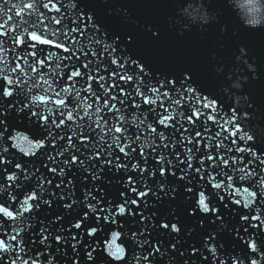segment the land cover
Here are the masks:
<instances>
[{
  "label": "water",
  "instance_id": "obj_1",
  "mask_svg": "<svg viewBox=\"0 0 264 264\" xmlns=\"http://www.w3.org/2000/svg\"><path fill=\"white\" fill-rule=\"evenodd\" d=\"M44 3L0 0V207L17 217L0 212V264H264V0H53L59 12ZM138 81L155 103L136 94ZM200 193L217 212L200 210Z\"/></svg>",
  "mask_w": 264,
  "mask_h": 264
},
{
  "label": "snow or ice",
  "instance_id": "obj_2",
  "mask_svg": "<svg viewBox=\"0 0 264 264\" xmlns=\"http://www.w3.org/2000/svg\"><path fill=\"white\" fill-rule=\"evenodd\" d=\"M6 2H7V0H6ZM34 6H35V5H34L33 3H29V4H27V5H24L23 7H26V8H28V9H33ZM13 7H15V5H13ZM43 7L46 8V9H48L49 11H55V12H59V11H60V8L57 7L55 3H53V0H47V3H44ZM16 15H17V16L22 15V11H18V12H16ZM9 19H11V17H9ZM50 22H54L55 24L59 25V24H61V18H57V17L53 16V17L51 18V21H50ZM5 23H7V22H5ZM41 23H43V18L41 19ZM0 27H3V25H0ZM45 31H47V28L45 29ZM71 31H72V32H77V31H80V30L77 29V28H73ZM52 34H53V35H56L57 33H56V32H53ZM0 35H5V33H0ZM65 35H68V33L66 32ZM29 39L32 40V41H34V42H37V43H39V44H48V45H52V46H54V47H56V48H58V49H62L64 52H69V51H70V49H69L68 47H64L62 44L54 43L53 41L48 40V39H41V37H40L39 35H37L36 32H32V33L30 34V36H29ZM13 42H14V44H15L16 46H20V45H22V44L25 43V40H24L23 37H20V38H18V39H17V38H13ZM95 42H96L97 44L100 43L99 40H97V41H95ZM28 47H32V48H34V47H35V44L28 45ZM105 51H108V49H107V45H105ZM111 51L114 52L115 50L112 49ZM28 54H29V55H32V56H35V55H36L35 52H31V53H28ZM93 54L95 55V53H93ZM73 55H74V53H73ZM68 58H70V57H68ZM46 59H47V58H46ZM39 63H40L41 65H43V64H44V61L41 60V61H39ZM113 63H117V61L113 60ZM132 63H133V64H136L135 61H132ZM117 66H118V67H122L123 65H120V64L117 63ZM85 67H88V65H85ZM17 70H19V65H17L16 68L12 69V71H17ZM33 71H35V68H33ZM140 71L143 72V68H140ZM80 75H81V73H80L79 71H74V72L71 73V76L69 77V79H72L73 77H79ZM120 78L123 79V80H125L126 82H133V77H131V76L124 75V76H121ZM185 79H187V77H185ZM45 82H46V81H45ZM7 83H8L9 85H12V84H13V81L8 80ZM140 84H142V81H138V82H136V94L139 95V96H141V98H142V100H143V103H145V104H153V103H155L154 100L147 98L146 96H144V93H143L142 91H140ZM37 86H38V85H37ZM45 91H48V89H45ZM64 91L67 93V92H70L71 90H70V89H65ZM151 91H152V93H153L154 95H156V96H159V95H160V91H159V89H157V88H153ZM2 94H3V96L8 97V96H11V95H12V92H11L10 90H8V89H4V91H3ZM57 95H59V93H57ZM163 95H164V96H167L168 94H167V93H164ZM38 99H39L41 102H46V101L44 100V97H38ZM113 99H115V97H113ZM169 99H171V98H169ZM56 103H57L58 106L62 107V106H64L65 101H64L63 99H60V100L56 101ZM121 103H123V101H121ZM173 103L179 105V104L181 103V101H180L179 99H176V100L173 101ZM106 106H107V104H106ZM203 106L206 107V108H214V105H213L212 103H206V104H204ZM137 107H138V105H137ZM113 108H115V105H112L111 108H110L109 110L111 111ZM117 111H119V110L117 109ZM166 111H167V109H166ZM200 114H201V113H196L197 116H199ZM85 115H87V112L85 113ZM37 118L39 119L40 117L38 116ZM171 118H172L171 116H167V117H165L164 119L159 120V123H160V124H163V125H165V126H169V125L167 124V121H168L169 119H171ZM210 118H211V117H210ZM43 119H44L45 122H47V117H44ZM67 119H68V120H71V119H72V116L69 114L68 117H67ZM118 119L121 120V123L124 122V120H123L122 117H119ZM189 119H191V118H189ZM52 123L55 124V126H56L57 128H59V127H61V126L64 124V120H60V122H59L58 124L56 123L55 120H53ZM141 123H144V121H141ZM149 127H150V129H151L152 132H155V131H156L155 128H151V126H149ZM110 131H114V132H116V133H123V132H124V129H123L122 127H120V126H115L114 129H110ZM236 131L238 132V131H240V129L237 128ZM232 134L235 135L236 133L233 132ZM197 135H199V133H197ZM246 138H247L248 140H251V139H252L251 136H248V137H246ZM69 139H71V138H69ZM161 139H163V136H161ZM119 140H120V137H119V136H117V137L115 138V140H114V143H117L118 146H119ZM137 140H139V137H138V136H137ZM190 142H191V141H190ZM165 146H166V145H165ZM35 147H37V148H42V147H44V144H43V142H41V143L35 145ZM130 147H131V144H127V145L121 146V147L119 148V150H120V152L124 153L125 156H127L128 153L125 152V148H130ZM132 151L134 152L135 149L132 148ZM189 151H191V150H189ZM239 151H245V149H239ZM62 154H63V153H60V155H62ZM141 155H143V151H141ZM253 155H255V154H253ZM189 159H190V158H189ZM207 159L211 160V159H213V157L209 156V157H207ZM221 159H222V161H223L225 167H227V165H228V161H227V160H223V158H221ZM162 161H163V157H161V159L158 161V163H162ZM260 162H261V163H264V159H261ZM65 163H67V161H65ZM72 163H76V157H73V158H72ZM80 163L82 164L83 161H80ZM109 163H111V161H109ZM201 163L203 164V161H201ZM233 163H235V161H233ZM19 167H20V166L17 165V168H19ZM117 167H122V165L117 164ZM134 167H136V166H134ZM189 168H191V164H190V163H189ZM51 171H56V170H55V169H51ZM196 171L199 172L200 169L198 168V169H196ZM62 173H63V169H61V174H62ZM163 174H164V173H163V170H162V171H161V175H163ZM246 175H251V173H247ZM25 178L27 179V176H25ZM97 178H98V177H97ZM242 178H245V177H242ZM7 179H8V180H15V179H16V176L13 174V175L8 176ZM214 179H215V178L213 177L212 180H214ZM227 179L229 180V186H230V184H231V177H228ZM130 182H131V181H130ZM210 182H211V181H210ZM50 183H51V181H49V184H50ZM69 183H70V181H69ZM262 183H264V181H262ZM223 186H224V185H223V184H220V183H215V184H214V187H216V188H222ZM57 187H60V185H57ZM41 188H43V184H41ZM133 191H135V188H133ZM188 191H191V189H188ZM247 191H248V190L245 189V192H247ZM138 195L141 196V197H143L144 195H147V193H139ZM248 196H250V197H252V198L254 199L255 196H256V193H254V192H248ZM36 200H38V196L36 195V193H33L32 195L26 197V198L24 199V201L22 202V211L19 213V215L22 216L24 213L30 212V211L32 210V207H33V205L30 203V201H36ZM45 203H48V202L45 201ZM131 203H132V204H136V201L133 200ZM198 203H199L200 210H201L202 212H204V213H208V212H213V213H215V212L218 211L217 209H214V208H210V207H209L208 203L206 202V197H205V195H204L203 193H200V196H199V202H198ZM237 203H239V201H237ZM251 203H252V200H248V201L245 202V205H244V206H245V207H248ZM36 207L39 208V204H37ZM65 207H66V208H70V207H72V205H71V204H66ZM90 210L93 211V212H95V211H96V206H95V205H94V206H90ZM0 212H3L7 217H9V218H11V219H17L16 216H13V213H12V212H10V211H6V209H4L3 207H0ZM125 212H126V208H125L123 205H121V206L119 207V209H118V213H119V214H124ZM244 219H247V217H244ZM254 219H258V217H254ZM74 226H75L76 228H79V227H80V224L77 223V224H75ZM162 227H164V228H168L169 225L164 224V225H162ZM20 231H23V228H21ZM171 231H172V232H179L180 229H179L175 224H173V225L171 226ZM94 232H95V229H93L92 232L89 233V235L94 234ZM18 235H19V231L16 232V235L10 237V239L15 240L16 237H17ZM45 239H47V237H45ZM57 242H59V238H57ZM174 247H175V246H174ZM251 247H252V250H253V251H256V245H255V243H253V244L251 245ZM7 250H8V247L5 246V244H4L3 241H0V251H7ZM118 251H119V250H118ZM156 251H159V249H156ZM212 251L214 252L215 250L212 249ZM90 255H91V254L89 253V256H90ZM121 256H122V252H121ZM253 264H256V262L254 261Z\"/></svg>",
  "mask_w": 264,
  "mask_h": 264
}]
</instances>
